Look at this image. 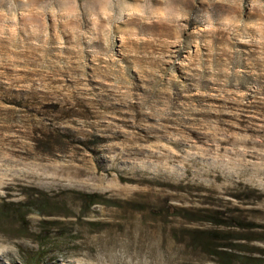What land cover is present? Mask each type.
Segmentation results:
<instances>
[{
    "label": "rangeland",
    "instance_id": "rangeland-1",
    "mask_svg": "<svg viewBox=\"0 0 264 264\" xmlns=\"http://www.w3.org/2000/svg\"><path fill=\"white\" fill-rule=\"evenodd\" d=\"M0 264H264V0H0Z\"/></svg>",
    "mask_w": 264,
    "mask_h": 264
},
{
    "label": "bare ground",
    "instance_id": "bare-ground-1",
    "mask_svg": "<svg viewBox=\"0 0 264 264\" xmlns=\"http://www.w3.org/2000/svg\"><path fill=\"white\" fill-rule=\"evenodd\" d=\"M110 257V256H109ZM110 260V259H109Z\"/></svg>",
    "mask_w": 264,
    "mask_h": 264
}]
</instances>
